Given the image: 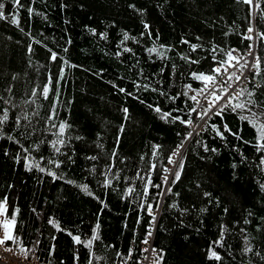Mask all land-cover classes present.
Returning a JSON list of instances; mask_svg holds the SVG:
<instances>
[{
  "label": "trees",
  "instance_id": "obj_1",
  "mask_svg": "<svg viewBox=\"0 0 264 264\" xmlns=\"http://www.w3.org/2000/svg\"><path fill=\"white\" fill-rule=\"evenodd\" d=\"M5 8L8 12L14 11L11 7V0H3ZM71 6L64 11L58 7L59 0H21L25 7L16 11L19 17V27L12 25L8 19L0 20V96L9 98L6 89L9 84L13 85L10 98L12 102L18 105L16 108H10V118H14L13 114L28 111L32 116L33 125L40 129L43 128V118L46 116L49 102L40 99L42 107L37 109L39 116L32 114L31 104L25 105L31 94L33 86L43 85L47 68H40L37 75V61L41 64H47L51 67L53 73L57 70V65L47 60L48 53L41 44H37L36 40H43L50 48L59 51L61 55L66 56L68 60L77 65H83L81 68L66 69V75L69 83L64 86L62 91L65 93L64 99L68 96L74 97V101L70 107L65 104L60 106L59 118H67L72 125L69 133L72 136L81 135L84 137L81 141H72V146L76 150L75 164L70 168L65 167L66 179H72L77 183H89L90 188L96 194L100 195L110 207L105 208L100 214L101 232L104 243H112L122 251H126L130 243V228L135 226L132 221L136 215L130 208L135 207V203L131 206L125 201L119 200L117 195L110 189H103L98 181L103 178L98 174L103 170L104 165L109 163V155L114 146V138L116 136L118 125L122 121V113L119 111L120 106L126 105L130 109V119L124 121L125 129L121 133V141L116 145L119 155L115 158L112 172L121 177L120 180L113 183L123 186L127 182L122 179L124 175L129 177L136 174V169H141V174L147 170L148 158L151 154L152 144L159 143L163 145L161 156L166 154L175 147L179 142L176 131L182 126L170 124L149 110L146 104L127 98L122 94L114 92L108 80H115L118 76H124L125 79L118 81L121 86L132 90V79L135 76L136 69L132 72L128 71V66L136 64V68H143L146 74L157 72L159 67H165L166 71L153 77L151 82L154 84L156 79H163L165 82L160 85L169 94L181 91L182 84L192 83L193 86H199V82H195L186 75L188 64L180 58L178 53H186L193 59L206 57L201 61V65H192L195 70H207L209 67L210 56L208 49L211 48L209 41L214 44H220L222 47H235L244 49L248 47L251 41L245 39L243 33L248 26L246 19L248 6L242 0H65ZM129 3H135L137 7L145 8L146 15L143 19L149 21L153 35L159 34V42L174 45L173 49L168 52L170 59L161 60L159 58L149 61L148 53L143 51L145 47L152 46V41L148 37H140L139 33L143 31L140 23L142 17L135 14L127 7ZM83 4V8L80 5ZM31 5L37 9L41 15H32L29 18L27 6ZM258 13L259 10H254ZM47 14L48 19H44L43 14ZM65 20L70 23L65 24ZM115 22L114 24L112 22ZM88 24L97 28L99 31H106L107 38L101 40L99 36H93L84 29V25ZM255 28L260 32H264V24H260L258 20H253ZM23 28L24 31H20ZM228 36H224V32H228ZM67 29V33H65ZM122 30L128 31L131 35L137 36L139 43H127L133 49V54L124 53L121 60L113 55L114 52L120 50L119 43L122 40ZM71 37L72 43L67 45L68 51L64 53L56 46L54 41H59L61 37L67 39ZM202 37L196 40V37ZM256 49L258 54L264 59V43L259 38V32H256ZM11 37V39H8ZM35 39H32V38ZM185 37L193 43L203 44V49H197L195 53L188 49V46L180 43V38ZM19 41V43H17ZM33 45L32 65L29 66L27 45ZM103 50V51H102ZM107 53V54H106ZM219 55V53H218ZM177 65V73L169 76L170 65ZM103 69V77H93V71ZM185 73L184 76L179 73ZM16 79H13V74ZM258 81L264 82V74L258 78ZM171 82L172 87L168 84ZM251 84V81H249ZM84 89L81 91L80 89ZM261 91H264L262 89ZM140 96L147 103H160L162 107H176L169 101H163L158 98L156 93L141 92ZM177 103L183 107V99L177 98ZM10 107L0 100V109ZM67 107V110L65 108ZM184 115L183 113H175ZM228 122L233 128L237 126L234 115L228 116ZM186 127V126H184ZM24 131V122L22 121L19 132ZM97 133L101 136L97 139ZM244 138L251 139L254 131L247 127L243 128ZM18 133L14 132L13 135ZM46 135V134H45ZM21 139H23L21 137ZM231 142L232 140L229 136ZM206 142L210 145L221 147L218 138L212 135L206 136ZM102 143L104 148L101 149L97 145ZM0 147H10L13 151L17 146L11 141L0 139ZM243 151L249 157V163L239 165L234 170L231 168L233 159H239L228 148L221 147L220 153L213 156L211 160H201L196 153L188 150L186 157V170L182 173V179L176 185H172L174 191L179 192L180 196L176 199L181 207H190L193 209L185 218L186 224L191 223L194 227L198 225L195 209L201 206L209 208L205 214L204 224L200 234H196L190 228L173 227L178 217V210H169L161 218L167 231L157 229L155 234V247L164 248V260L161 264H212L211 261L205 259L203 249L216 238L218 235V224L221 219L227 225L229 232L226 235V242L232 245L235 260L231 257H225L224 264H264L259 256L255 255L259 252L264 256V231L258 232L256 224L264 223L260 221V217H264V192L259 188V184L264 182V172L255 165L258 163L256 157L258 153L254 152L251 145H244ZM201 155H208L200 150ZM48 152L45 150V155ZM141 154H145V159L140 160ZM97 155L96 161L85 160V156ZM121 157L126 159L121 162ZM157 164L166 163V159H157ZM41 163H44L41 161ZM97 165V174L89 175L87 169L91 164ZM39 176V173H26L21 165L13 164L10 158L0 155V196L5 191L11 192L2 187L7 181L16 183L15 192L19 193L16 202L20 205L22 218L26 221L25 225L20 228L23 235L24 244L28 249H32L35 255L39 257L40 262L46 264L51 259L52 264H58L59 259L66 262L70 258V250L68 247L69 238L65 234L57 233L59 243L54 252L53 257L48 256L47 248L49 245V231L51 226L44 219L38 217L54 216L60 219L65 227L76 230V226L84 231H89V226L95 223L96 212L99 209V202L92 197L84 195L79 189L73 185H69L65 180L53 181L46 177L40 183H37L33 176ZM153 177L159 181V176L154 171ZM20 177H25V182H20ZM235 177V178H234ZM137 180V186L140 185ZM199 185V187H197ZM155 192V189L152 190ZM208 191L213 197V203L208 204V198L203 197L202 193ZM35 193V194H34ZM63 195L66 198L57 199ZM47 197V201H45ZM219 198L220 204H215V199ZM170 202V201H168ZM31 207H36L37 212L33 214ZM227 208L228 212L223 213V209ZM248 211L255 213L250 217V224L245 225L243 218ZM124 212H128L129 229L122 227L124 220ZM145 216L143 212L141 213ZM83 220V224H81ZM138 227V226H137ZM246 229L241 232L240 229ZM39 230V231H38ZM140 228L137 235L140 237ZM41 233H43L41 235ZM189 238L185 239V235ZM249 236V242L253 245V251L243 255L239 251L244 246L242 237ZM41 240V244H35V238ZM151 242V238H150ZM55 243V242H53ZM8 246L11 242H5ZM12 249L19 254L25 256L15 244ZM34 246V247H33ZM81 251L83 258L84 250L80 246H76ZM137 251L134 256L140 261L144 260L146 253L141 254L139 248L145 245L137 244ZM223 252V249H217ZM27 251V249H26ZM95 251L97 255L107 256L108 262L114 257L111 249L105 251L101 244H97ZM27 257L33 259V252L28 251ZM96 264H106L104 260L96 262ZM129 264H135V261H129Z\"/></svg>",
  "mask_w": 264,
  "mask_h": 264
},
{
  "label": "snow or ice",
  "instance_id": "obj_2",
  "mask_svg": "<svg viewBox=\"0 0 264 264\" xmlns=\"http://www.w3.org/2000/svg\"><path fill=\"white\" fill-rule=\"evenodd\" d=\"M241 2V0H237ZM242 2L248 6V13L246 19L248 20V26L243 33L245 39L253 41L250 43L243 55L240 54L241 50L234 47H222L220 44H214L212 41L209 43L212 45L208 49V56H210L209 67L207 70H195L192 65H201V61L206 57L200 59H193L192 56L186 53H178L180 58L188 64L186 75L191 77L195 82H199V86H193L192 83L182 84L181 91H176L174 94H169L164 88L160 87L165 81L163 79H156L155 83L151 82L153 77L159 74L165 73V67L161 66L157 72L152 74H146L143 68H136V64L129 65L128 71L132 72L136 69L135 76L137 79H132V90L121 86L118 81L124 80V76H118L115 80H108L107 84L111 86L114 92L122 94L125 99L132 98L139 101L141 104H146L147 108L155 112L160 119L170 123L179 124L182 126L180 130L176 131V136L179 137V142L172 148L166 157L161 156L163 145L159 143H153L151 154L148 158L147 170L141 174V169H136V174L129 177L124 175L122 179L127 183L122 187L115 185L113 182L118 181L121 177L118 175L120 170L116 173L112 172L113 161L119 155L116 145H119L121 141V133L125 129L124 121L130 119V109L126 105H121L119 111L122 113V121L118 125L116 136L114 138V146L111 149L109 155V163L104 165L103 170L99 171V175L103 178L98 181L103 189H110L111 192L117 195L119 200L125 201L130 206L135 203L134 208H130L131 211L136 213L130 228L128 222V212H124V220L122 221V227L124 229L130 228V243L126 251H122L112 243H104L101 232V220L100 214L105 208H109L110 205L100 195L91 190L89 183H77L72 179H66L65 167L70 168L75 164L76 150L72 146V141H81L84 139L81 135L72 136L69 133V129L72 125L68 122L67 118H59L60 106L65 104L70 107L74 101V97L68 96L64 99L65 93L62 91L65 85L69 83L66 69L81 68L83 65H77L61 55L59 51L50 48L43 40H36L37 44H41L47 51V60L57 65V70L53 73L51 67L47 64H41L37 61V75H39L40 68H47L45 81L41 86H33L31 94L27 100L24 101L25 105L31 104L32 114L39 116V111L42 104L39 102L42 98L49 102V108L46 116L43 118V128H36L32 123V116L28 111L21 110L13 114L14 118H10V108H16L18 105L12 102L10 98L13 85L9 84L6 91L9 93V98L0 96V100H3L5 105L10 107H4L0 109V139L11 141L17 148L13 151L10 147H0V155L10 158L13 164H19L22 166L26 173H39V176H33V179L40 183L44 180L45 176L53 181L65 180L69 185L75 186L84 195L92 197L99 202V209L96 212L95 223L89 226V231H82L79 226H76V230L65 227L62 221L54 216L38 217L44 219L48 225L51 226L49 231V245L47 248L48 256L53 257L54 252L59 243V237L57 233L65 234L69 238L68 247L70 250L69 261L59 259L58 264H96L101 260H104L107 264L108 257L97 255L95 248L97 244L104 246L105 251L111 249L114 257L119 258L112 259L110 264H129V261H135V264H141V261L134 256L137 251V244L145 245V247L139 248V251L143 253L150 252L151 256H145L144 260L147 264H161L164 260V248L155 247V234L157 229H163L167 231L165 225L161 223V218L169 212V210L177 211L178 217L173 227L190 228L196 234H200L205 227L204 217L208 213L209 208L207 206H201L196 211V217L198 218V225L193 226L191 223L185 221L186 215L192 211L190 207H181L180 203L176 199L180 196L179 192L174 191L172 185H176L182 179V173L186 170V157L188 150L196 153L201 160H211L213 156L220 153L221 147L228 148L239 159H233L231 168L235 170L239 165L249 163V157L245 155L243 151L244 145H251L255 153L259 156L258 163L255 167L259 168L261 172H264V82L258 81V78L264 74V59L258 54L254 45V35L259 32V38L264 43V32H260L255 28L253 20H258L260 24H264V0H242ZM71 5L66 3L65 0H59L58 7L61 11L66 10ZM11 7L14 11L8 12L5 8V3L0 0V20L8 19L12 25L19 27V17L15 10L25 7L21 3V0H11ZM83 8V4L80 5ZM135 14L141 18L140 23L143 27V31L139 33L140 37H148L152 41V46L145 47L143 51L148 53L149 61H154L159 58L161 60L170 59L168 52L173 49L174 45L165 44L159 42V34L153 35L151 25L148 20L143 19L146 15V9L143 7H137L135 3H129L127 5ZM254 10H259L256 13ZM27 12L29 18L32 15H41V13L32 7L27 6ZM44 19L47 20V14H43ZM65 24L70 21L65 20ZM115 23L114 21L112 22ZM84 29L93 36H99L101 40L107 38L106 31H99L97 28L85 24ZM20 31H24L20 28ZM67 33V29L64 30ZM228 32H224V36H228ZM11 39V37H8ZM32 39H35L34 37ZM202 37L197 36L196 40H201ZM63 43L54 41L56 46L60 48L64 53L68 51L67 45L72 43L71 37L67 39L61 37ZM139 43L137 36L131 35L128 31L122 30V40L119 43L120 50L113 53L121 63H124L122 56L124 53L133 54V49L127 43ZM19 43V41H17ZM180 43L188 46V49L195 53L197 49H203V44L193 43L185 37L180 38ZM28 54L29 66L32 65L33 45L28 44L26 48ZM103 51V50H102ZM219 53V55H218ZM107 54V53H106ZM91 71L92 76L104 79V70L86 69ZM177 73V65L172 63L170 65L169 76ZM17 74H13V79H16ZM179 75L184 76L185 73L181 72ZM251 81V84L249 83ZM172 87L171 82L168 84ZM84 91V89H80ZM141 92H153L157 94L158 98H162L163 101H169L176 104V107H169L165 109L160 103H147L141 98ZM183 99V107L177 103V98ZM67 107L65 110H67ZM183 113L184 115L175 114ZM234 115L235 120L238 122L235 128L228 122V116ZM22 121L24 122V131L19 132ZM250 127L254 131V136L251 139H245L243 128L244 126ZM186 126V127H184ZM18 133L13 135V133ZM46 134V135H45ZM212 135L218 138L221 147L210 145L206 142V136ZM101 134L97 133V139L99 140ZM232 140L236 142H231ZM21 137L23 139H21ZM103 149L102 143L97 145ZM208 155H201L200 150ZM45 150L48 154L45 155ZM99 157L97 155L85 156V160L96 161ZM123 162L124 157H121ZM145 159V154H141L140 160ZM157 159H166V163L157 164ZM43 161L44 163H41ZM156 172L159 176V181H156L153 177V172ZM89 175L97 174V165L91 164L87 169ZM235 178V177H234ZM20 182H25V177H20ZM141 183L137 186L136 181ZM2 187H5L11 192L5 191L0 196V246L5 245V242H11L5 251L12 250V244L25 253L27 257L28 251L33 252V259L37 264H44L40 262L38 256L32 249H28L24 244L23 235L20 232V228L25 225L26 221L22 218V211L20 205L16 202L19 193L15 192L16 183L14 181H7ZM199 187V185H197ZM259 188L264 192V182L259 184ZM155 189V192L152 190ZM35 194V193H34ZM203 197L208 198V204L213 203V197L208 191L202 193ZM66 198L61 196L57 199ZM47 201V197L44 198ZM215 204L219 206V198H214ZM170 201V202H168ZM30 211L35 214L37 212L36 207L30 206ZM146 214V218L141 213ZM228 209L224 208L223 213H227ZM255 213L248 211L243 218L245 225L250 224V217ZM264 223V217L259 218ZM83 224V220L80 222ZM138 226V227H137ZM256 230L258 232L264 231L262 224H256ZM140 237L138 238V231ZM39 231V230H38ZM241 232H245L246 229L241 228ZM229 232L227 225L221 219L218 224V235L213 239L205 249V259L211 261L212 264H224L225 257H231L235 260L234 250L232 245L226 242V235ZM43 233H41L42 235ZM151 238V242H150ZM185 239L189 236L186 234ZM244 246L239 250L241 254L246 255L253 251V245L249 242V236L244 235L242 237ZM55 242V243H53ZM41 240L35 238V244H41ZM76 246H80L84 250L83 258L81 257V251L77 250ZM34 247V246H33ZM223 249V252L217 249ZM27 249V251H26ZM255 255L259 256L260 260L264 261V256L256 252ZM46 264H52V260H47ZM248 264H252L248 261Z\"/></svg>",
  "mask_w": 264,
  "mask_h": 264
},
{
  "label": "built area",
  "instance_id": "obj_3",
  "mask_svg": "<svg viewBox=\"0 0 264 264\" xmlns=\"http://www.w3.org/2000/svg\"><path fill=\"white\" fill-rule=\"evenodd\" d=\"M251 43H253V41H251ZM254 45L256 47L255 35H254ZM246 49L247 47L242 49L240 54L243 55L244 50ZM0 264H37V262L34 259H25L12 251H5V247L0 246ZM141 264H147V261H143L141 262Z\"/></svg>",
  "mask_w": 264,
  "mask_h": 264
},
{
  "label": "bare ground",
  "instance_id": "obj_4",
  "mask_svg": "<svg viewBox=\"0 0 264 264\" xmlns=\"http://www.w3.org/2000/svg\"><path fill=\"white\" fill-rule=\"evenodd\" d=\"M146 256L150 257L151 256L150 252H147ZM143 261H145V260H143ZM143 261H141V262H143Z\"/></svg>",
  "mask_w": 264,
  "mask_h": 264
}]
</instances>
